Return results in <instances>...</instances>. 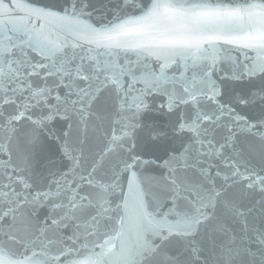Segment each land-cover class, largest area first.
Masks as SVG:
<instances>
[{
    "label": "snow or ice",
    "instance_id": "1",
    "mask_svg": "<svg viewBox=\"0 0 264 264\" xmlns=\"http://www.w3.org/2000/svg\"><path fill=\"white\" fill-rule=\"evenodd\" d=\"M0 264H264V0H0Z\"/></svg>",
    "mask_w": 264,
    "mask_h": 264
}]
</instances>
